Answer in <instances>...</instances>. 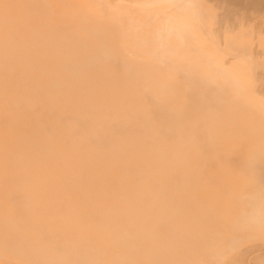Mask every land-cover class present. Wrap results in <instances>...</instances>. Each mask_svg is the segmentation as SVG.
Here are the masks:
<instances>
[{
    "label": "bare ground",
    "instance_id": "1",
    "mask_svg": "<svg viewBox=\"0 0 264 264\" xmlns=\"http://www.w3.org/2000/svg\"><path fill=\"white\" fill-rule=\"evenodd\" d=\"M262 133L264 0H0V264H264Z\"/></svg>",
    "mask_w": 264,
    "mask_h": 264
},
{
    "label": "snow or ice",
    "instance_id": "2",
    "mask_svg": "<svg viewBox=\"0 0 264 264\" xmlns=\"http://www.w3.org/2000/svg\"><path fill=\"white\" fill-rule=\"evenodd\" d=\"M5 9V16H6V22H7V9L11 7L10 5H4L3 6ZM167 7L171 8H176L178 7L177 5H168ZM190 7H196L194 5H190ZM227 63V61H225ZM150 99V98H147ZM209 144H212L216 149V156L219 159H223L225 155V145H224V137L223 135L212 129L208 128L205 130L203 134V140L202 142L199 143V147L201 150H205ZM251 147L250 140L245 139L242 140L234 149L233 151L235 152H244V151H249ZM261 154L262 157H264V133H262V141H261ZM225 227H228L227 221H225ZM260 233L262 236H264V216H262L261 221H260Z\"/></svg>",
    "mask_w": 264,
    "mask_h": 264
},
{
    "label": "rangeland",
    "instance_id": "3",
    "mask_svg": "<svg viewBox=\"0 0 264 264\" xmlns=\"http://www.w3.org/2000/svg\"><path fill=\"white\" fill-rule=\"evenodd\" d=\"M243 164H244V162H242V160L239 161L237 163V165H239V166H236V168L233 167L234 171H236V170L239 171L240 170L239 168H241L243 166ZM220 222H221V225H219V226H221V229H220V232L218 233L220 236L228 235V236L234 237V239H236L237 241H243L242 243H246L245 245H240L239 249H241V250H248L249 251V249L252 248L253 243L250 241L251 235H249L250 234L249 231L243 232L244 234H238V232H237L235 234V236H233L231 234V232L229 233V232L226 231L230 227L229 226L225 227V221L224 222L220 221ZM235 261H236L237 264H242L241 261H237V259ZM252 261H254V263H252ZM252 261H251L252 264H261L260 261L258 262V260H252Z\"/></svg>",
    "mask_w": 264,
    "mask_h": 264
}]
</instances>
